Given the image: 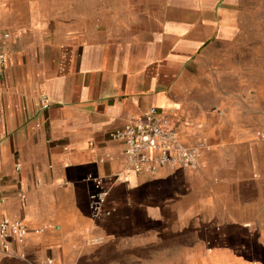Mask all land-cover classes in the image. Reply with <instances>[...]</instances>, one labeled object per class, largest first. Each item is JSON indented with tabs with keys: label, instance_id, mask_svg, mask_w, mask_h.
<instances>
[{
	"label": "crops",
	"instance_id": "obj_1",
	"mask_svg": "<svg viewBox=\"0 0 264 264\" xmlns=\"http://www.w3.org/2000/svg\"><path fill=\"white\" fill-rule=\"evenodd\" d=\"M153 1H0V219L27 228L0 264H264V70L235 12ZM153 109L197 170L125 167L110 134Z\"/></svg>",
	"mask_w": 264,
	"mask_h": 264
},
{
	"label": "built area",
	"instance_id": "obj_2",
	"mask_svg": "<svg viewBox=\"0 0 264 264\" xmlns=\"http://www.w3.org/2000/svg\"><path fill=\"white\" fill-rule=\"evenodd\" d=\"M7 64V59L0 55V69ZM44 103L47 104V101L44 100ZM110 138L123 143L124 165L138 175L155 174L167 167L183 170H197L200 167V153L179 142L170 118L157 109H153L143 119L112 132ZM19 168L18 165L17 170ZM107 196L102 182L96 180L94 192L90 196V210L94 218L104 215ZM26 233L27 228L23 223L0 219V252L10 258L25 260L24 256L18 257L10 252V244L14 240L21 241Z\"/></svg>",
	"mask_w": 264,
	"mask_h": 264
},
{
	"label": "rangeland",
	"instance_id": "obj_3",
	"mask_svg": "<svg viewBox=\"0 0 264 264\" xmlns=\"http://www.w3.org/2000/svg\"><path fill=\"white\" fill-rule=\"evenodd\" d=\"M0 1L13 6L10 3L16 0ZM166 1H168L171 10L175 6L177 16L180 17H187L189 15V9L185 6H188L190 2H213L217 7L221 8V17L224 18L225 22L229 17L228 14L235 12L234 14L239 20L241 35L239 63L245 67H256L258 71L264 70V0H155L152 2L154 3V8H150L147 11H158L155 7L160 4L163 5ZM148 4L150 5L151 2H148ZM224 32H232V29L226 27ZM224 46L226 48V57L232 61L238 49L236 42L234 45L232 40L225 41ZM235 60H237L236 57Z\"/></svg>",
	"mask_w": 264,
	"mask_h": 264
}]
</instances>
